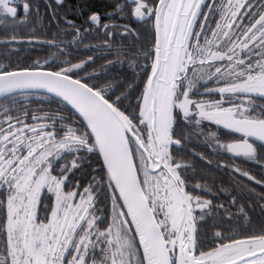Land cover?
<instances>
[{
  "label": "snow or ice",
  "instance_id": "obj_1",
  "mask_svg": "<svg viewBox=\"0 0 264 264\" xmlns=\"http://www.w3.org/2000/svg\"><path fill=\"white\" fill-rule=\"evenodd\" d=\"M129 2L135 17H154L155 29V43L143 53L151 59L144 66L150 72L129 114L118 107L120 97L106 98L105 87L73 79L88 61H65L70 66L55 71L41 70L39 61L12 71L0 64V96L45 89L84 122L75 127L64 123L69 117L46 113L32 119L50 124H28L27 112L0 119V264H264V233L199 250L198 223L224 206L186 191L202 186L187 183L184 170L194 166L171 152L182 147L175 138L180 121L198 126L205 120L242 133V139L219 146L264 167L250 142H264V105L254 99H264V0H126L125 6ZM16 4L0 0V26L15 22ZM21 6L30 12V3ZM89 19L99 25L101 17L93 13ZM213 78L223 86L200 92L199 82ZM205 93L221 98H191ZM208 135L219 144L214 133ZM94 152L102 157L107 183L93 177L78 191L79 182L70 185L69 175ZM69 155L73 159L57 167ZM235 172L264 183L240 168ZM101 193L111 202V220L103 229L106 217L96 215Z\"/></svg>",
  "mask_w": 264,
  "mask_h": 264
},
{
  "label": "trees",
  "instance_id": "obj_2",
  "mask_svg": "<svg viewBox=\"0 0 264 264\" xmlns=\"http://www.w3.org/2000/svg\"><path fill=\"white\" fill-rule=\"evenodd\" d=\"M24 2L31 5L28 14L24 13L21 6ZM148 2L156 4L158 0ZM125 4L126 0H63L59 4L56 0H17L15 6H18L19 14L15 22L8 19L6 26H0V64L6 65V70L10 71L28 68L39 61L42 69L55 71L70 66L65 61L71 64L88 61L83 70H77L78 74L73 75V78L82 79V82L90 86L105 87L106 98L111 102L120 97L118 107L129 114L138 103L137 97L144 88L147 79L144 73L150 72V67L144 66L150 65L151 59H146L143 53L154 45L155 29L154 17L137 18L132 13L135 5L130 2L127 6ZM117 5L123 6L122 11L117 10ZM93 13L100 15L99 25L90 21L89 17ZM215 22L216 19L211 20L213 27ZM105 24L109 28L105 29ZM221 85L201 80L198 87L200 92H204L205 88ZM212 94L192 95L191 98L206 101L217 99L212 98ZM7 96V100L4 96L0 97V119H4L5 115L23 118L27 112L25 122L28 124H50L51 121L32 119L34 115L46 113L69 117L64 123L75 122V127L83 123L70 107L48 94L19 91ZM254 99L257 104L264 105V99ZM135 110L139 111L138 108ZM176 127L175 138L181 139L182 147L172 146V154L178 161L194 166L184 170L188 173L187 183L202 186L197 189L187 187L186 191L212 201L214 206H224L213 209L211 216H206L198 223L199 250L208 251L221 242L227 243L229 238L244 239L264 233V183L250 181L235 172V168H240L256 180L264 182V167L219 146L238 141L242 133L226 129L223 125L211 128L212 125L203 120L198 126L194 122L189 125L180 121ZM229 131L234 136H230ZM209 133L215 134L219 144L216 139L209 137ZM184 136L187 139H182ZM256 147L260 150L259 160L264 163V149L258 145ZM72 159L73 156H67L57 162V167ZM53 174L59 175L58 172ZM93 177L103 178L107 183L102 161L95 152L87 154L83 166L69 175V184L74 185L78 181V191H82L93 182ZM69 190L71 187L65 188V191ZM44 202L49 201L45 199ZM96 207L99 209L96 215L106 217L104 223L99 225L103 229L111 220V202L101 193ZM241 207L242 213L239 211ZM195 215H200L199 210ZM216 232L222 233V237L216 238Z\"/></svg>",
  "mask_w": 264,
  "mask_h": 264
},
{
  "label": "flooded vegetation",
  "instance_id": "obj_3",
  "mask_svg": "<svg viewBox=\"0 0 264 264\" xmlns=\"http://www.w3.org/2000/svg\"><path fill=\"white\" fill-rule=\"evenodd\" d=\"M207 2H211V0H207ZM15 6V5H14ZM203 12H207L208 11V9L207 8H204V7H202V9H201ZM201 18V17H200ZM199 18V19H200ZM212 19H216V20H218L219 19V16L218 15H216V16H213L212 17ZM200 20H203V17L200 19ZM217 66H219V64L217 65ZM212 82L213 83H217V81H216V78H213L212 80H206V83H209V84H212ZM221 86H223V85H221ZM216 87H220V86H216ZM216 87H213V88H216ZM213 94H215V95H213ZM212 95H211V97L212 98H217V99H215V100H219L221 97H220V94L219 93H213ZM216 96V97H215ZM193 99V98H192ZM195 100V99H194ZM204 100H206V99H204ZM240 102V101H239ZM238 102V103H239ZM225 107H228L229 105L227 104V105H224ZM203 121H205V120H203ZM205 122H208L209 124H211L212 125V127L211 128H218L220 125H217V124H215L214 122H211V121H205ZM230 133H231V135H230ZM232 133L233 132H230L229 131V135L230 136H234V135H232ZM243 138V134L239 137V139H237V140H240V139H242ZM250 142H253L254 143V145H258V146H260L262 143H264V142H260V141H258V140H254L253 138H250Z\"/></svg>",
  "mask_w": 264,
  "mask_h": 264
},
{
  "label": "water",
  "instance_id": "obj_4",
  "mask_svg": "<svg viewBox=\"0 0 264 264\" xmlns=\"http://www.w3.org/2000/svg\"><path fill=\"white\" fill-rule=\"evenodd\" d=\"M15 70H18V69H15ZM41 70H45V71H53V70H49V69H42L41 68ZM10 71H12V70H10ZM73 79H75V78H73ZM19 91H37V92H41V93H45V94H48V95H50V96H53L54 98H56V99H58V100H60L61 102H63L64 104H66L68 107H70L72 110H73V112H75L77 115H78V117L80 118V120L83 122V117H81L80 116V114L70 105V104H68L66 101H64L61 97H59V96H57L55 93H50V92H48L47 90H45V89H24V90H17V91H15V92H19ZM15 92H13V93H15ZM11 94V93H10ZM1 97V96H0ZM84 123V122H83ZM99 154V153H98ZM100 156V155H99ZM100 159H101V161H102V157L100 156Z\"/></svg>",
  "mask_w": 264,
  "mask_h": 264
},
{
  "label": "rangeland",
  "instance_id": "obj_5",
  "mask_svg": "<svg viewBox=\"0 0 264 264\" xmlns=\"http://www.w3.org/2000/svg\"><path fill=\"white\" fill-rule=\"evenodd\" d=\"M172 152V151H171ZM55 175V174H54ZM53 199H54V197H53Z\"/></svg>",
  "mask_w": 264,
  "mask_h": 264
}]
</instances>
